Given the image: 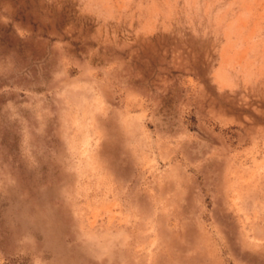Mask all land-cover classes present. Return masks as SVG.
<instances>
[{
    "label": "rangeland",
    "instance_id": "1",
    "mask_svg": "<svg viewBox=\"0 0 264 264\" xmlns=\"http://www.w3.org/2000/svg\"><path fill=\"white\" fill-rule=\"evenodd\" d=\"M0 264H264V0H0Z\"/></svg>",
    "mask_w": 264,
    "mask_h": 264
}]
</instances>
